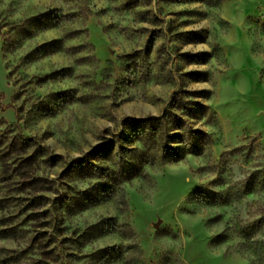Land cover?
<instances>
[{"label":"rangeland","instance_id":"obj_1","mask_svg":"<svg viewBox=\"0 0 264 264\" xmlns=\"http://www.w3.org/2000/svg\"><path fill=\"white\" fill-rule=\"evenodd\" d=\"M0 264H264V0H0Z\"/></svg>","mask_w":264,"mask_h":264},{"label":"trees","instance_id":"obj_2","mask_svg":"<svg viewBox=\"0 0 264 264\" xmlns=\"http://www.w3.org/2000/svg\"><path fill=\"white\" fill-rule=\"evenodd\" d=\"M151 120H153V119H142V120L136 121V123H137L138 126H145L149 122H151ZM155 120L156 121H160L161 119L160 118H155ZM151 126H149V131L148 132L150 134H153V131L154 130L157 131L158 128L154 129V128H151ZM158 127H160V126H158ZM145 128H146L145 131H147L148 125L145 126ZM175 129L181 130V134H172V135H170L169 138H170L171 142H173V143H181V144H185V145H188V144L189 145L192 144V145H191V149L190 150L186 147L184 149V151L183 150L180 151L181 154L176 151V150L179 151V149H177V148L176 149L169 148L172 151V153L170 154L171 157H172V159L173 160H178L182 156H184L186 153L190 152L191 150H192L191 151L192 153H197L198 152V150H197V143L195 142V140L193 141L191 139H195L196 135H198L199 132L198 131L195 132L193 130H190V132L187 133L186 132L187 130H184V123H183L182 119L178 120V123H176ZM186 133L190 137V140L189 141H188V139L187 140L185 139ZM180 155H182V156H180Z\"/></svg>","mask_w":264,"mask_h":264}]
</instances>
